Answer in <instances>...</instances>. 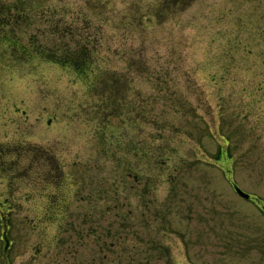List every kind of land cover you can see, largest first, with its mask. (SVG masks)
Returning a JSON list of instances; mask_svg holds the SVG:
<instances>
[{
  "label": "rangeland",
  "instance_id": "374dc122",
  "mask_svg": "<svg viewBox=\"0 0 264 264\" xmlns=\"http://www.w3.org/2000/svg\"><path fill=\"white\" fill-rule=\"evenodd\" d=\"M164 1L24 4L19 45L71 50V34L95 48L89 78L0 42V148L28 147L10 154L17 168L7 178L0 172V264L70 263L52 247L62 215L47 223L41 186L22 176L48 168L29 164L35 148L66 175L71 224L77 198L92 195L98 215L107 195L93 227L103 224L107 249L89 241L83 264L103 254V264H264V214L231 187L264 206V0H191L172 11ZM108 83L129 92L117 101Z\"/></svg>",
  "mask_w": 264,
  "mask_h": 264
},
{
  "label": "flooded vegetation",
  "instance_id": "af4514ba",
  "mask_svg": "<svg viewBox=\"0 0 264 264\" xmlns=\"http://www.w3.org/2000/svg\"><path fill=\"white\" fill-rule=\"evenodd\" d=\"M6 25H8V26L10 25L9 21L6 22ZM21 39H22V37L18 36L17 34L10 35L9 37H7L6 35L4 37H1V40L4 43H6L7 48L9 50L13 51V53H15V54H16V52L20 53V51L18 49L25 48L24 46H19V42H21ZM15 44H16V47H15ZM17 46H18V49H17ZM19 150L28 151V147L19 146V147H16L14 149H1L0 148V172H2V176L7 178L17 168V166H14V163L11 162L12 160H7V159L11 156L10 154L16 153ZM46 154H48V152H46V151L42 152V151L37 150L35 148V151H33V150L30 151L31 159H29V161H30L29 164L33 165V163L34 164L36 162L41 163V161L45 163L46 160H50L49 158L43 157ZM6 156H8V157L6 158ZM47 156L51 157L50 155H47ZM46 170H45L44 176H41L40 171L37 168L35 169V167L33 165L29 169H27L26 171L24 170L22 172V176H23L24 180L31 179V178L37 179V182H38L37 184H39L41 186L40 192H42V196L45 197L49 203V205L47 206V209L44 212V214L47 217V219L45 218V220H47V223L49 221L52 223L53 221L54 222L58 221L60 210L65 207L64 203L66 202V200H64V198L62 197L63 179L59 173L60 172L59 169L54 167V166H48V168ZM51 190H53L52 193L50 192ZM10 202H12V201H10ZM86 202L90 203L88 205V209H89V213H92V200H91L90 196H88L86 198ZM0 206H1V204H0ZM85 222L90 224V222H88L87 218H85ZM58 224H59V222H57V226H58ZM91 233H92L91 229H88L86 231V238H88V236ZM74 236H76V231H74V229H71V238H74ZM88 244H89V242L83 243L79 240H74L72 242L69 240V242L66 243L58 251L63 256L64 261H70L71 264H83V258H82L83 256L78 255V253L83 248L87 249ZM49 250L50 249L48 248V250H46L45 253L46 254L49 253ZM91 256H92L91 258L93 259V254ZM70 263L67 262L65 264H70ZM51 264H54V260L52 261Z\"/></svg>",
  "mask_w": 264,
  "mask_h": 264
},
{
  "label": "trees",
  "instance_id": "16d2710c",
  "mask_svg": "<svg viewBox=\"0 0 264 264\" xmlns=\"http://www.w3.org/2000/svg\"><path fill=\"white\" fill-rule=\"evenodd\" d=\"M5 21V20H4ZM4 30L9 28H3ZM85 49H81V51H77L72 55L64 56L63 62L59 60H55V62L59 64H67L70 65L77 73L84 75L86 77L88 73L84 69V66L89 65L95 60V54L92 50H88L87 47H83ZM94 63V62H93Z\"/></svg>",
  "mask_w": 264,
  "mask_h": 264
},
{
  "label": "water",
  "instance_id": "95a60500",
  "mask_svg": "<svg viewBox=\"0 0 264 264\" xmlns=\"http://www.w3.org/2000/svg\"><path fill=\"white\" fill-rule=\"evenodd\" d=\"M234 191L235 193L243 200H248L249 199V196L242 193L238 188L234 187Z\"/></svg>",
  "mask_w": 264,
  "mask_h": 264
}]
</instances>
